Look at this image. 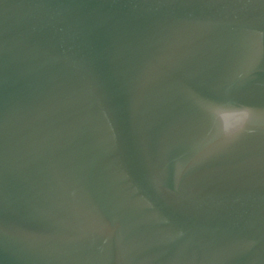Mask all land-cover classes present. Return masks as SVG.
Listing matches in <instances>:
<instances>
[{"label": "water", "instance_id": "95a60500", "mask_svg": "<svg viewBox=\"0 0 264 264\" xmlns=\"http://www.w3.org/2000/svg\"><path fill=\"white\" fill-rule=\"evenodd\" d=\"M0 264H264V0H0Z\"/></svg>", "mask_w": 264, "mask_h": 264}]
</instances>
